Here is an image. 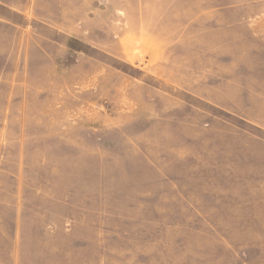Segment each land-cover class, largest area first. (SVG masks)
Masks as SVG:
<instances>
[{"label": "rangeland", "instance_id": "374dc122", "mask_svg": "<svg viewBox=\"0 0 264 264\" xmlns=\"http://www.w3.org/2000/svg\"><path fill=\"white\" fill-rule=\"evenodd\" d=\"M0 264H264V0H0Z\"/></svg>", "mask_w": 264, "mask_h": 264}]
</instances>
